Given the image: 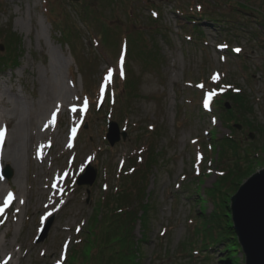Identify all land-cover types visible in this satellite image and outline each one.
Returning <instances> with one entry per match:
<instances>
[{
    "label": "rangeland",
    "instance_id": "1",
    "mask_svg": "<svg viewBox=\"0 0 264 264\" xmlns=\"http://www.w3.org/2000/svg\"><path fill=\"white\" fill-rule=\"evenodd\" d=\"M0 45L5 101L17 98L33 110L55 72L67 87L66 102L42 126V165L35 141L20 182L11 164L2 165L11 176L0 180L15 199L0 202V264H69L74 248L79 264H118L102 257L110 248L97 255L101 230L89 260L82 250L98 206L127 188L138 194L131 206L138 210L141 200L149 208L129 236L137 263L131 254L120 264H245L242 251H226L228 241L202 249L213 231L200 211L209 226L213 212L220 214L207 190L222 169L235 167L230 147L223 153L225 137L237 142L242 169L264 168V0H0ZM228 88L244 95L242 107L226 100L228 116L204 106L209 92ZM109 122L126 133L112 147ZM14 125H0L3 139ZM258 148V159L248 157ZM150 149L156 155L146 166ZM88 165L95 180L78 185ZM141 172L145 189L137 193Z\"/></svg>",
    "mask_w": 264,
    "mask_h": 264
},
{
    "label": "trees",
    "instance_id": "2",
    "mask_svg": "<svg viewBox=\"0 0 264 264\" xmlns=\"http://www.w3.org/2000/svg\"><path fill=\"white\" fill-rule=\"evenodd\" d=\"M243 6L237 7V9H242ZM244 8V7H243ZM13 62V61H12ZM10 61L7 62V65L10 66ZM224 93V94H223ZM218 94V93H217ZM223 94L221 97L219 94L215 97L213 101V107H220L222 110H224V113L228 116L233 113L232 110H226L224 102L226 100H230L233 104L236 106H243L244 105V95L238 92H234L231 89H224L222 90ZM218 98H221L217 100ZM247 108V107H245ZM224 114V116H225ZM231 117H226V122L230 123ZM217 141V140H216ZM224 142L226 144L223 147V153L226 150V148H229L233 151V155L235 156V167L234 169L228 168L227 170H221L219 180L218 182L214 183L211 188L207 190V195L211 197L214 201V206L218 207L220 209V214L217 212H213L212 215H217L218 218H215L216 220H209V222L212 225H208L206 222V215L204 211H200L201 216H204L203 218L205 221L204 225H206V229H212V233L205 236V241L202 242L203 247L202 249L209 250L211 247L217 243H225L228 241L231 244L232 249L226 250L228 252H234L235 255L241 251V247L238 243L236 234L232 227V218H231V211H230V198L235 194V192L238 190V188L241 186V182L244 179H248L250 176H252L254 171L252 170V167L248 168H241L242 165L239 162L240 155L237 153L236 148V141L232 136H228L224 138ZM262 150L264 147L261 148ZM260 150L259 148L256 149L253 153H249L248 157L258 159L259 153L256 151ZM246 151V149H245ZM261 151V150H260ZM155 150H151L148 155V161L146 166H148V162L150 159L153 158V155H156ZM247 151L243 156L244 159L247 158ZM258 157V158H257ZM222 158V157H221ZM142 175V176H141ZM249 176V177H247ZM140 177H143L140 181V184H137L135 187H137V193H141L145 189V179L144 174L141 172ZM138 178V177H137ZM134 180V177L130 178L131 182ZM219 186H225L226 190L224 192L221 191V188ZM137 196L138 194H135L133 192V189L127 188L122 189L119 193L115 194V199L113 200L111 198V202H108L104 204L101 203V206H98L99 210L101 209V213L98 216V218L93 219V222L90 223L88 226L86 233H87V240L84 242L83 247V254L85 255V260H89L92 257L91 252L89 251L92 249L93 246H95L96 243V237L97 233L101 230V236L99 238L100 244H97L98 249V256H102L104 253V248H110V257L109 255L102 256L105 258V261H112L117 260L120 261L118 264L121 263L122 257H129L131 259V254L133 255L132 261L137 263L136 257V248L131 247L129 243L131 241L129 240V236L131 232L133 231V226L135 225V222L146 220L147 211H148V204H142L141 200L139 201V207L138 210L136 207L131 206V200ZM132 196V198H131ZM113 197V196H112ZM131 199V200H130ZM218 199V201H216ZM203 203V201H201ZM107 205V206H106ZM106 208L107 212H103L102 209ZM206 223V224H205ZM198 230V229H197ZM203 241V240H202ZM90 247V249H88ZM136 249V250H135ZM81 251V252H82ZM79 250L73 249L70 253V259L69 264H79L78 263V255ZM119 257V258H116ZM222 263H230V264H239L237 261L233 262L231 259L228 260H222Z\"/></svg>",
    "mask_w": 264,
    "mask_h": 264
},
{
    "label": "bare ground",
    "instance_id": "3",
    "mask_svg": "<svg viewBox=\"0 0 264 264\" xmlns=\"http://www.w3.org/2000/svg\"><path fill=\"white\" fill-rule=\"evenodd\" d=\"M3 92L0 90V105H9L10 109L8 115L0 110V125L3 123L5 126L8 122L14 121L15 125L14 130L8 132L5 139L0 141V145L3 147L2 151H0V166L3 165L4 161L11 164V166L15 168L14 180L15 182H20L25 155L30 151L31 144L34 141L38 145L37 148H40V153L36 155L35 162L38 165H42L44 162L43 143H45L46 146V142L43 138L47 135L45 136L43 132L44 127L42 126L48 122L47 117L49 112L52 109L62 106L61 102H66L67 87L61 82V75L55 72L54 75L50 77L48 86L41 89V98L38 104L34 106L33 110L29 108L27 103L17 98L13 99V97H10L5 101L4 95H2L4 94ZM34 130H36L35 133ZM8 189H11L12 192L14 191L9 187L7 182L4 186L0 180V202H3L4 199L7 200L8 195H6V191H8ZM37 191L41 192L39 189H37ZM26 195H28L27 192L25 193V196Z\"/></svg>",
    "mask_w": 264,
    "mask_h": 264
},
{
    "label": "water",
    "instance_id": "4",
    "mask_svg": "<svg viewBox=\"0 0 264 264\" xmlns=\"http://www.w3.org/2000/svg\"><path fill=\"white\" fill-rule=\"evenodd\" d=\"M70 1L78 2L79 0ZM0 50H3L2 46ZM106 137L110 146H114L121 138L125 140L126 133L120 132L115 122H109ZM4 175L6 178L11 176L8 167L5 168ZM95 176L96 170L88 166L77 183L91 186ZM230 201L233 230L245 256V264H264V168L249 177ZM51 222L52 220H49L39 241L46 237Z\"/></svg>",
    "mask_w": 264,
    "mask_h": 264
},
{
    "label": "snow or ice",
    "instance_id": "5",
    "mask_svg": "<svg viewBox=\"0 0 264 264\" xmlns=\"http://www.w3.org/2000/svg\"><path fill=\"white\" fill-rule=\"evenodd\" d=\"M154 15H155V13H154ZM235 51H236V52H239V51H241V50H240L239 48H236ZM112 72H113L112 69H109V70H108V75L105 77L106 80H111ZM121 75H123L122 70H121ZM213 79L216 80L217 77L214 76ZM201 87H203V86L201 85ZM104 88H105V85H104V84H101V86H100L101 94H103V92H104ZM213 95H214V93H212V92H209V93L207 94V98H206L205 101H204V106H205V107H208L209 101L211 100V98H212ZM84 103H85V106H86V105H87V100H86V99H85ZM54 115H55V114H54ZM3 136H4V130H0V139H2ZM12 196H13V194H12V193H9V194H8V197H7V200L5 201V203H7L8 201H10V200L12 199ZM21 202H22V201H21Z\"/></svg>",
    "mask_w": 264,
    "mask_h": 264
}]
</instances>
